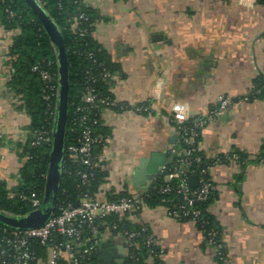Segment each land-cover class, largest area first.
Here are the masks:
<instances>
[{"label": "crops", "instance_id": "1", "mask_svg": "<svg viewBox=\"0 0 264 264\" xmlns=\"http://www.w3.org/2000/svg\"><path fill=\"white\" fill-rule=\"evenodd\" d=\"M92 35L117 66L109 88L117 105L103 108L108 130L100 195L150 190L179 148L171 104L206 116L220 96L231 106L201 130L198 149L210 162L215 197L208 211L230 262L264 264V3L258 0H84ZM17 32V31H16ZM15 31L0 19V179L20 181L31 117L8 89ZM261 89L256 93V82ZM158 93L156 94L155 91ZM255 91V92H254ZM257 94L256 96H253ZM249 96V100L242 99ZM148 105L140 113L137 106ZM238 153L242 159H228ZM162 202L138 216L154 232L165 264H224L189 220L168 216Z\"/></svg>", "mask_w": 264, "mask_h": 264}, {"label": "built area", "instance_id": "2", "mask_svg": "<svg viewBox=\"0 0 264 264\" xmlns=\"http://www.w3.org/2000/svg\"><path fill=\"white\" fill-rule=\"evenodd\" d=\"M79 19L89 20L81 13ZM15 35H16V30ZM83 31V30H82ZM14 57L8 55L11 62ZM10 71L13 72L11 63ZM41 76L46 84L44 99L52 116L57 114L58 85L55 77L47 70H41ZM103 78L110 80L113 74L109 71L103 73ZM156 94V90H154ZM98 96L95 89L87 87L80 96V103L75 109L76 116L73 123L79 126L80 133L66 146L68 158L75 163L85 166L78 170L84 185L88 184L89 176L93 170L105 168V157L94 152L96 145L104 141L101 134L94 131V118L99 108ZM249 96L242 99L249 100ZM230 96H220L217 105L206 116L191 118L188 107L184 102H172L171 120L177 126L181 138L188 145H198L201 130L216 116L226 111L232 104ZM107 106L116 107L117 103L112 98H107ZM124 109L125 105H120ZM136 110L145 113L150 110L148 105L137 106ZM28 138L32 145L52 144L53 133L48 130H29ZM27 138V139H28ZM175 155H183L170 169L167 179H175L174 184H160L154 182L153 186L144 194L123 195L109 198L100 195V190L85 191L77 202L61 206L58 213L53 215L41 226L20 229H3L0 235V264H36L37 252L33 242L47 248V259L40 260L37 264H104L94 260V255H99L104 246L115 247L121 250L119 261L115 264H165L161 259L162 249L158 246L157 238L149 225L138 221V216L147 204L146 196L149 192L156 191L160 194L174 193V197L162 198V203L167 207L168 216L178 220H189L199 226L207 242L214 248L219 261L230 262L217 228H206L207 221L202 219L203 210L197 203L208 200L215 192V186L206 174L208 170L191 168L193 161L202 162V156L191 157L192 151L185 147L173 149ZM23 157L24 162L27 158ZM64 158V157H63ZM228 159H240L234 153ZM168 169L165 166L161 173ZM62 163V173H63ZM197 176L196 185L191 183V178ZM19 184V183H18ZM18 184L16 186H18ZM30 200L33 210L42 205L43 198L33 194L31 197L23 196ZM179 198V201L176 198ZM146 251V252H145Z\"/></svg>", "mask_w": 264, "mask_h": 264}, {"label": "trees", "instance_id": "3", "mask_svg": "<svg viewBox=\"0 0 264 264\" xmlns=\"http://www.w3.org/2000/svg\"><path fill=\"white\" fill-rule=\"evenodd\" d=\"M37 1L61 30L67 52L70 83L65 145L67 146L72 141V138L77 137L80 133V128L73 123V119L76 116V106L80 103V96L87 87L95 89L100 105L93 115L94 122L96 121L93 125L94 131L96 134H101L103 138H106L109 132L102 126L100 115L103 108L109 107L106 104L107 98H112L109 88L111 79L105 80L102 75L105 71L114 74L117 66L111 62L109 55L92 35L94 16L91 9L84 4V0ZM258 2L264 3V0H258ZM81 13L86 14L89 20L79 19ZM0 19L7 29L17 31L13 37V44L10 49V55L14 59L10 62L13 72L8 81V89L22 96L23 108L31 117L30 130L44 129L53 133L56 116L51 115L47 101L44 99V93L47 89L41 76V70H47L52 73L55 77V83L58 85L56 46L44 29L38 15L28 5L26 0H0ZM255 85L257 93V90L261 89L260 81H257ZM257 94L262 95L260 92ZM116 108L120 109L119 105ZM31 142L32 139L28 138L22 147V156L27 157L29 155L30 157L21 166L18 186L9 188L7 182L0 179V210L9 215L23 216L33 210L30 200L23 196L29 198L35 194L43 198L44 195L51 144L34 146ZM103 145L104 141L99 142L94 152L100 154ZM182 147L192 151V158L199 155L202 156V162L193 161L190 169L208 170L210 162L206 160L203 153L198 149L197 144L188 145L183 141V138H180L178 149ZM238 155L240 159L243 158L240 154ZM182 157L183 155L173 156L172 160L167 164L168 169L157 177L155 182L158 185L174 184L175 179L168 180L167 176L171 172L170 169ZM63 169L55 214L59 212L61 206H66L71 202L75 204L79 196L85 191H96L106 175L103 169H95L93 170L94 174L88 178V184H82L83 181L77 171L85 169V166L72 162L68 158L67 152L63 158ZM206 176L210 177L209 173ZM147 194L149 195L146 196V201L151 204L162 202V198L175 196L174 193L160 194L156 191H151ZM123 195L128 194H121L120 196ZM214 197L215 192L208 200L197 203V206L203 210L202 219L207 221L206 228L214 227L220 231L219 226L208 211V205L213 201ZM176 200L179 201V198L177 197ZM6 228L9 230L20 229L0 222V235L3 229ZM33 247L37 252L36 264L40 260L47 259V248L41 246L38 241L33 242ZM94 260L100 262L99 255L95 254Z\"/></svg>", "mask_w": 264, "mask_h": 264}, {"label": "water", "instance_id": "4", "mask_svg": "<svg viewBox=\"0 0 264 264\" xmlns=\"http://www.w3.org/2000/svg\"><path fill=\"white\" fill-rule=\"evenodd\" d=\"M26 2L38 15L44 29L50 36L53 44L56 46L58 61V104L49 166L46 175L45 191L41 207L32 210L23 216L9 215L0 210V222L18 228L41 226L55 211L62 178V163L65 152V139L68 124L70 83L67 52L61 30L37 0H26ZM262 75L264 78V74ZM197 181V176L191 178V183L193 185H196ZM120 256L121 250L110 246H104L99 253V258L104 264H115L119 261Z\"/></svg>", "mask_w": 264, "mask_h": 264}, {"label": "rangeland", "instance_id": "5", "mask_svg": "<svg viewBox=\"0 0 264 264\" xmlns=\"http://www.w3.org/2000/svg\"><path fill=\"white\" fill-rule=\"evenodd\" d=\"M231 97V96H230ZM231 99L233 100V98L231 97ZM103 197V196H102ZM166 207V206H165ZM166 209H167V207H166ZM161 259H162V261L164 262V260H163V258H162V254H161ZM224 264H228V262H223Z\"/></svg>", "mask_w": 264, "mask_h": 264}]
</instances>
